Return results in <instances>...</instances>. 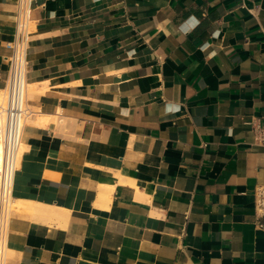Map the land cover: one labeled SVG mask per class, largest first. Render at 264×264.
Listing matches in <instances>:
<instances>
[{"label": "crops", "instance_id": "obj_1", "mask_svg": "<svg viewBox=\"0 0 264 264\" xmlns=\"http://www.w3.org/2000/svg\"><path fill=\"white\" fill-rule=\"evenodd\" d=\"M16 10L0 0V89ZM31 17L7 264H264V0H34Z\"/></svg>", "mask_w": 264, "mask_h": 264}, {"label": "built area", "instance_id": "obj_2", "mask_svg": "<svg viewBox=\"0 0 264 264\" xmlns=\"http://www.w3.org/2000/svg\"><path fill=\"white\" fill-rule=\"evenodd\" d=\"M34 0H16L15 29L7 41L10 54L4 86V103L0 106V141L3 158L0 168V264L8 261V234L14 212L13 183L22 157L25 126L35 111L29 104L28 51L32 40V7ZM255 140L264 143V128L252 124ZM257 228L264 230V183L255 188Z\"/></svg>", "mask_w": 264, "mask_h": 264}, {"label": "bare ground", "instance_id": "obj_3", "mask_svg": "<svg viewBox=\"0 0 264 264\" xmlns=\"http://www.w3.org/2000/svg\"><path fill=\"white\" fill-rule=\"evenodd\" d=\"M36 84H37V83H36ZM32 85H33V84H32ZM32 85H30V87H29V91H30L29 93H32V92L34 91V87H33ZM37 85H38V84H37ZM37 85H36V86H37ZM39 86H40V84H39ZM40 90H41V89H40ZM37 92H38V91H37ZM3 94H4V90L2 91V90L0 89V106H2L3 103H4V95H3ZM26 145H27V144H25V143L22 144V150H21V151H22V155H23L25 149L28 148V147H26ZM2 158H3V144H2V142L0 141V168H1V165H2ZM16 202H17V201H16ZM16 202H15V203H16ZM19 203H20V202H19ZM32 204H33V203H32L31 201H30V202H26V203H25V206L28 207V208H32L33 205H34L35 207H37V205H35V204L32 205ZM22 205L24 206V201H23ZM14 206H15V205H14ZM17 208H18V207H17ZM38 208H39V207H38ZM46 208H47V207H46ZM15 209H16V208H15ZM36 209H37V208H36ZM36 209H35V210H36ZM57 210H58V209H57ZM16 211H17V210H16ZM16 211H15V212H16ZM58 211H60V210H58ZM60 212H61V211H60ZM36 213H37V211H36ZM44 213L46 214L45 211H44ZM44 213H43V214H44ZM56 213H57V212H56ZM65 213H66V212H65ZM65 213L63 212V218L66 217V216H64ZM48 214H49V212H48ZM48 214H47V215H48ZM58 214H61V213H58ZM55 215H56V214H55ZM34 216H38V215H34ZM39 216H40V215H39ZM61 216H62V214L60 215V217H61ZM13 217H14V216H13ZM41 217H42V216H41ZM43 217H44V215H43ZM43 217H42V218H43ZM47 217H49V216H47ZM50 217H51V216H50ZM36 218H37V217H36ZM45 218H46V217H45ZM52 218H53V216H52ZM61 218H62V217H61ZM61 218H60V219H61ZM57 219H59V217H57ZM52 220H53V219H52ZM17 224H18V223H17ZM10 225H11V223H10ZM15 225H16V224H15ZM19 225H20V224H19ZM19 225H18V226H19ZM16 228H17V226H16ZM9 254H10V249H9Z\"/></svg>", "mask_w": 264, "mask_h": 264}, {"label": "rangeland", "instance_id": "obj_4", "mask_svg": "<svg viewBox=\"0 0 264 264\" xmlns=\"http://www.w3.org/2000/svg\"><path fill=\"white\" fill-rule=\"evenodd\" d=\"M2 91H3V89H1ZM4 95V94H3ZM15 206H14V211H16V209L15 208H17V204H14ZM9 258H10V256H9V254H8V261H9Z\"/></svg>", "mask_w": 264, "mask_h": 264}]
</instances>
